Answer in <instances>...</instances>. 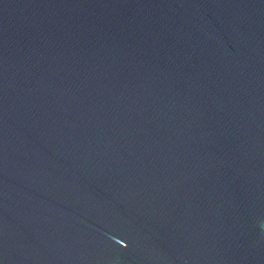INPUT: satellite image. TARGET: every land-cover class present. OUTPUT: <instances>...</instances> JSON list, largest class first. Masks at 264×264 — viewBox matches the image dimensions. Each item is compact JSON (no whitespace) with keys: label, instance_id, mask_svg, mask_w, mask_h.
I'll list each match as a JSON object with an SVG mask.
<instances>
[{"label":"water","instance_id":"water-1","mask_svg":"<svg viewBox=\"0 0 264 264\" xmlns=\"http://www.w3.org/2000/svg\"><path fill=\"white\" fill-rule=\"evenodd\" d=\"M0 264H264V0H0Z\"/></svg>","mask_w":264,"mask_h":264}]
</instances>
